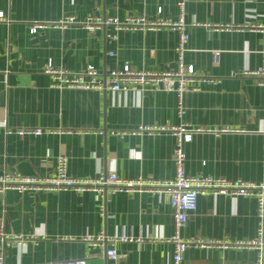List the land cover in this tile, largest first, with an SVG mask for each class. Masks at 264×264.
Listing matches in <instances>:
<instances>
[{
    "label": "crops",
    "instance_id": "1",
    "mask_svg": "<svg viewBox=\"0 0 264 264\" xmlns=\"http://www.w3.org/2000/svg\"><path fill=\"white\" fill-rule=\"evenodd\" d=\"M0 12V173L49 176L56 158L64 155L72 178L113 172L119 178L168 183L175 173L173 136L136 131L141 126L185 124L202 130L184 146L187 175L264 183V87L245 75L261 66L263 34L248 26L264 25V0H188L184 62L194 68L196 76L189 86L197 90L184 94L182 118L174 93L57 90L44 73L48 63L71 73L88 66L101 73L124 66L174 71L178 33L172 28L123 30L112 40L107 37L111 28L89 31L81 24L91 17L124 20L137 15L175 22L177 0H0ZM68 17L78 24L56 26ZM36 23L46 27L31 35ZM213 52H219L216 65ZM35 129L41 134L16 132ZM256 210L252 197L206 192L198 196L180 237L227 243L254 240ZM100 234L140 242L116 244L118 259L112 261L105 256L108 245L84 240ZM173 234L166 194L115 193L100 199L92 191L68 190L7 191L0 196L4 264H172L174 248L167 240ZM257 259L256 249L190 247L183 264H255Z\"/></svg>",
    "mask_w": 264,
    "mask_h": 264
},
{
    "label": "built area",
    "instance_id": "2",
    "mask_svg": "<svg viewBox=\"0 0 264 264\" xmlns=\"http://www.w3.org/2000/svg\"><path fill=\"white\" fill-rule=\"evenodd\" d=\"M188 0H177L179 10L178 18L175 22H170L162 18L154 20L145 16L137 15L119 20L114 17H91L83 25L89 31L96 29L111 28L113 33L107 35L109 39L115 40L116 33L123 30H154L157 28H172L178 33V41L174 48L176 55V69L170 72H147L135 71L129 66L121 69L111 70L106 73L99 72L93 66H88L83 72L71 73L65 70L56 69L48 63L44 68V73L51 76L53 80L52 88L57 90H84L104 92H137V91H160L174 93L177 100V115L182 118L185 114L183 105L184 94L189 90L196 91L197 88H191L189 84L194 81L196 73L193 66L184 62V56L187 52L189 35L186 32L184 24L185 6ZM160 14V10L157 11ZM3 14L0 12V19ZM78 24L73 17L65 18L56 24L57 27L65 29L68 26ZM46 27V24H33L29 30L33 35L39 29ZM248 29L263 34L262 46L258 51L261 56V66L258 70L245 73L246 76L256 80L259 86L264 87V25L250 24ZM219 52H213L212 62L218 64ZM228 130H223L227 132ZM18 135H40L41 130H18ZM170 132L174 138V149L172 160L174 163V178L168 183H159L151 179L137 177L134 179L119 178L115 173L100 174L96 178H72L67 173V158L59 155L56 158L53 174L49 176H24L15 172L3 171L0 173V196L7 191H15L19 194L25 193H44L73 191L83 193L92 191L100 199H104L106 194L115 193H157L166 194L169 199L171 209V219L174 228L173 236L167 240L173 244L172 264H183L184 253L190 247L211 248L220 246L222 248L234 249H256L258 250V259L255 264H264V183L252 184L240 180L231 182L224 178H213L211 176H189L184 169L185 153L184 146L188 144L192 136L202 132L200 129H190L187 125L179 126H141L136 131L137 134H156ZM209 192L218 196H240L252 197L256 200V211L258 218L257 237L250 241H235L231 243L201 240H186L180 237V230L185 226L188 218L195 212L197 207V198L199 195ZM104 205H100L103 210ZM3 238L8 236L3 234ZM14 241L20 243L19 237L14 236ZM84 240L92 245L106 244L109 247L105 249L107 259L116 261L118 259L115 246L118 243H135L132 237L120 235L106 237L102 234L96 237H87ZM0 264H4L0 260ZM48 264H85L83 260H69Z\"/></svg>",
    "mask_w": 264,
    "mask_h": 264
}]
</instances>
